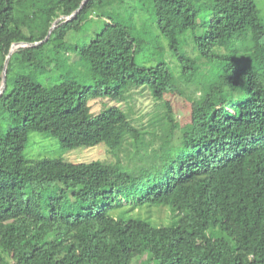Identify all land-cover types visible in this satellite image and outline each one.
<instances>
[{
    "label": "trees",
    "instance_id": "16d2710c",
    "mask_svg": "<svg viewBox=\"0 0 264 264\" xmlns=\"http://www.w3.org/2000/svg\"><path fill=\"white\" fill-rule=\"evenodd\" d=\"M83 1L0 0V85L11 45L37 44L11 54L0 95V264H264V21L255 0H148L154 63L138 64L143 36L106 16L75 46L95 89L36 83L59 68L66 39L90 14L117 0ZM147 97L144 122L148 113L134 116V107ZM104 99L92 113L89 102ZM30 131L65 149L102 143L122 158L26 161ZM142 209H166L168 223L152 225Z\"/></svg>",
    "mask_w": 264,
    "mask_h": 264
},
{
    "label": "rangeland",
    "instance_id": "374dc122",
    "mask_svg": "<svg viewBox=\"0 0 264 264\" xmlns=\"http://www.w3.org/2000/svg\"><path fill=\"white\" fill-rule=\"evenodd\" d=\"M255 3L260 11L262 20L264 21V0H255ZM135 12L137 14H135ZM93 13V12H92ZM103 14V18L96 16ZM141 13L140 16H137ZM89 16V15H88ZM109 16L115 21L133 29L134 35L143 36V47L136 55V62L140 65H149L155 62V27L153 25V16L151 13L150 3L148 0H117L113 5H107L98 11L96 14H90L88 20L81 28V33L78 36H70L66 39V44L63 53L61 54V63L58 69H50L34 75L33 81L38 84L51 86L61 82L73 81L79 83L83 88L88 90L95 89L94 83L89 79L88 66L79 61L76 55L75 46L87 44L95 32L101 30L105 23V17ZM59 22V21H58ZM24 48V47H19ZM18 48V49H19ZM17 49V50H18ZM165 54L169 56V51L166 49ZM83 91V90H82ZM91 98V94L89 95ZM110 100H91L89 106L92 113H98L102 109V104ZM114 102L108 103L113 105ZM153 101L151 98L139 100L134 111V116L138 114H146L144 122L151 116L153 110ZM184 112L186 107L182 109ZM180 116L178 119L180 120ZM111 150L104 144H98L94 147H78L75 149L62 148L58 139L49 133H40L30 131L27 135L25 147L23 149V158L26 161H33L42 158H59L68 163H89L101 162L104 164H112L121 160V152L118 155H112ZM118 153V152H117ZM127 207V206H126ZM141 217H151L149 222L155 226L164 221L168 217L166 209L155 210L147 209L135 211ZM168 223L167 221H165ZM132 264H141V259L135 258ZM149 264V263H148Z\"/></svg>",
    "mask_w": 264,
    "mask_h": 264
},
{
    "label": "water",
    "instance_id": "95a60500",
    "mask_svg": "<svg viewBox=\"0 0 264 264\" xmlns=\"http://www.w3.org/2000/svg\"><path fill=\"white\" fill-rule=\"evenodd\" d=\"M87 0H84L81 4V7L84 6L85 2ZM79 10V9H78ZM78 10L76 12H78ZM75 14H73L72 16H69V17H61L59 18L58 20H56L54 22V24L52 25V27L50 28L49 32H48V35L45 39H47L49 37V34H50V31L56 27L58 21L60 20H63L64 18L66 20H70ZM37 44L36 43H15V44H12L10 49H9V53L6 57V60L4 62V66H3V70H2V80H1V85H0V95L3 93L4 89H5V78H6V71H7V64H8V61H9V58L11 56V54L16 51L19 47H32V46H36Z\"/></svg>",
    "mask_w": 264,
    "mask_h": 264
}]
</instances>
